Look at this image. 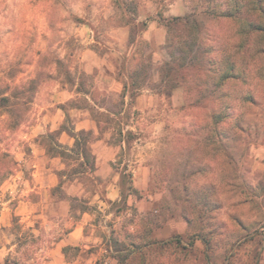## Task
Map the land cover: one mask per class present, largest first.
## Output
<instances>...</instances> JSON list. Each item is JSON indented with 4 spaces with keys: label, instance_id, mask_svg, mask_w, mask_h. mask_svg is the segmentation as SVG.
Wrapping results in <instances>:
<instances>
[{
    "label": "rangeland",
    "instance_id": "374dc122",
    "mask_svg": "<svg viewBox=\"0 0 264 264\" xmlns=\"http://www.w3.org/2000/svg\"><path fill=\"white\" fill-rule=\"evenodd\" d=\"M184 1L189 14L180 22L169 20L167 60L156 64L141 35L148 22L164 19L168 5L176 0H0V64L10 57L14 61L7 76L10 81L25 72L31 77L15 85L0 77V264L59 261L60 256L53 252L58 238L46 228L45 220L32 216L26 220L21 204L37 203L41 198L30 187L35 164L45 163L46 156L62 158L66 165L59 173L62 183L81 188L82 166H71L78 159L79 147L72 153L64 151L67 147L57 138V132L65 129L63 123L56 132L47 129L52 128L57 112L64 113L65 121L69 119L66 106L112 125L115 119L109 114L94 113L86 102L76 99L87 95L85 83L95 90L97 77L109 73L111 62L120 69L119 78L127 90L136 94L150 88L156 93L151 112L135 111L133 102L119 116L125 126L136 127V132L130 128V139L128 132L121 133L122 128L116 134L126 139L127 147L148 135L172 145L177 160L174 178L160 188L164 195L156 203L162 225L181 218L188 225L185 233L177 235L181 237L180 252L190 258V264H261L264 260V234L250 226L257 221L248 219L264 215V124L259 116L264 89L257 86L264 80V60L260 59L264 58V35L255 33L251 43L244 44L239 33L243 24L237 26V19L212 17L213 5L206 0ZM222 1L234 9V0ZM122 29L129 32L128 47L130 43L137 46L133 54L137 65L132 61L126 65L123 56L114 57L113 43L118 42ZM57 49L71 50L78 57L75 78L65 71L64 61L55 58ZM245 57L256 63L246 66L242 63ZM49 59L53 60L52 71L42 80L45 74L33 66L49 67ZM38 84L58 85L61 102L31 117L33 124L22 129L25 113L21 100L34 94ZM104 100L99 107L113 112L123 107L122 98L111 95ZM25 102L31 103L32 97ZM37 126L45 131H36ZM6 141L15 147L5 151ZM87 157L92 167L90 153ZM81 192L72 200L75 218L83 211L91 213ZM58 193L60 189L54 195ZM49 215L46 220L57 223ZM47 237L54 239L45 244ZM118 243L112 241L113 250ZM26 247L34 249L31 255L20 252Z\"/></svg>",
    "mask_w": 264,
    "mask_h": 264
},
{
    "label": "clouds",
    "instance_id": "9594fccd",
    "mask_svg": "<svg viewBox=\"0 0 264 264\" xmlns=\"http://www.w3.org/2000/svg\"><path fill=\"white\" fill-rule=\"evenodd\" d=\"M168 7L172 10L165 12L166 16L176 17L180 15L175 10V5H168ZM262 12L264 9L258 8L254 0H248V4L236 13L237 26L242 21L251 24L253 19L257 17L264 21ZM261 34L264 35V32ZM57 52L58 56L55 58L64 61L65 71L72 72L75 78L76 65L79 63L78 57L71 50L57 49ZM260 59L264 60V58ZM47 63L49 67L33 66L37 72L45 74L41 77L42 80H46V74L52 71L53 60L49 59ZM242 63L251 66L256 61L245 57ZM10 66L15 67L11 57L0 64V77L4 78V83L15 85L31 79L28 72H25L23 77H17L15 81L8 80ZM228 74L227 71L224 72L225 76ZM232 74L235 73L232 72ZM60 79H63V75L60 76ZM257 86L264 89V80L259 81ZM57 87L58 85L38 84L34 94L28 93L22 98L21 110L25 113V120L21 125L22 129L33 124L31 117H37L39 112H47L54 108L56 103L61 102L62 94L57 92ZM83 91H86L87 95L84 97L77 95V101L86 102L89 110L94 113L103 112V107H99V105L106 103L105 94L92 89L88 83H85ZM29 96L32 97V102L26 103L25 101L28 100ZM261 108L259 116L261 123L264 124V104L261 105ZM66 112L69 119L65 121L64 113L57 112L52 128L47 129V131L56 132L60 124L63 123L65 129L57 132V138L62 144H68L69 147L64 151L71 153L73 141L68 139L69 134H72L76 142L81 140V135L87 136V128L78 120V117L86 115V113H77L73 106H66ZM48 119H50V115L45 120L39 121V124L43 125ZM81 128H85L83 134L80 132ZM119 128H123L125 133L130 130L129 126H125L122 121L113 120L105 134V139L112 137L116 144L112 149L113 168L110 175L98 177L89 164L84 163L85 156L96 145L90 142L82 143L77 149L78 159L71 166H82L81 175L78 178L82 192L79 194L87 198L91 212L90 219L96 220L97 223L90 228V234L87 237H77L76 241L69 240L70 244L78 245L79 251H76L75 246L68 248L65 255L60 258V264H95L97 260L100 261V264H190V258L180 252L181 237L177 236L175 239H170L164 235L166 228L162 226L159 205L156 203L160 196L164 195L160 188L172 182L174 178L177 160L172 153V145L163 142L156 135H148L145 139L125 147L116 134V130ZM141 130L143 131V129ZM36 131L44 132L45 129L37 126ZM131 131L136 132V127L131 126ZM97 135L99 133L95 131L93 126L92 139L94 140ZM6 144L5 151L9 150L10 147H15L14 143L6 141ZM53 147L55 146L53 145ZM125 165H127V169H125ZM150 190L152 191L151 196H149ZM62 195V192L57 194L58 198ZM139 196H143L144 199L140 200ZM91 205H96V209L93 210ZM248 219L257 221L250 226L253 230L260 229V233L264 234V215L255 214ZM36 234L39 235V233ZM61 234L58 232L56 238ZM51 239L54 238L47 237L45 244ZM113 240L119 242L117 250H113ZM13 247L15 246L13 245ZM38 247L40 246L38 245ZM87 248L93 250L92 254L86 251ZM33 251L34 249L31 247L20 250L21 253L28 255H31ZM40 251L44 253V248L40 247ZM28 264H31L30 260ZM261 264H264V260L261 261Z\"/></svg>",
    "mask_w": 264,
    "mask_h": 264
},
{
    "label": "crops",
    "instance_id": "0c3cea01",
    "mask_svg": "<svg viewBox=\"0 0 264 264\" xmlns=\"http://www.w3.org/2000/svg\"><path fill=\"white\" fill-rule=\"evenodd\" d=\"M171 5H175V10L178 11L180 15L173 17L171 15L166 16L164 13V19L158 17V19L148 22L146 29L141 35L142 41L150 47L149 53L152 56V61L156 64H161L163 63V60H167L165 49L168 37L167 23L173 18H185L189 14L188 7L186 6L184 0H176V2ZM171 10L172 9H169L168 7L166 12H170ZM128 33L129 32L126 29L118 30L120 37L117 38L118 42H116V44L113 43L115 47L111 45L113 47L112 50H116L114 54L116 59H121V56H123V59L126 61V65H128L129 61H132V64L135 63V65H137V61H133V54L136 53L137 46L134 43H130L128 47ZM108 68L109 73L97 77L95 90L98 88L97 92L104 93V97L113 95L116 98H122L123 107L121 110L116 112L103 107V113L109 114L111 118L120 122L121 120L119 116H124L133 102H136V106L134 107L135 111L151 112L150 103L154 101L156 93H154L150 88L143 89L136 94L131 92L129 89L127 90L126 85H124L119 78L120 69H118L116 63L114 64V62H111L110 65H108ZM78 120L87 128V135L89 136L87 143L90 142L91 144L96 145L95 148H92L89 151L92 161V171L95 172L98 177L110 175L113 168L111 160L112 149L116 146V144L113 142L112 137L105 139V134L111 125L106 126L107 124L92 118L89 115V112L86 113V115H83L82 119ZM103 124L106 127H104ZM93 126L95 127V131L99 133L94 140L92 139ZM129 128L131 127L129 126ZM80 132H85V128H81ZM121 133H123L124 136L126 134L123 131V128ZM68 139L73 141L71 148L72 153L73 149L76 148V141L71 134H69ZM120 142L127 147V141L125 138L120 139ZM59 143L62 146H66L67 148L69 147L67 143L62 144L60 140ZM42 155H45V153H42ZM39 157L41 156L36 157L38 161H40ZM44 160L45 163L42 162L40 165L38 163L35 164V170L33 172V185L30 187L31 191H38L41 198L37 203L22 202L21 212L24 217H26V220H28L31 216L38 219V221L40 219L45 220L44 224L46 225V228L49 231H52L54 235L58 232L62 233L58 236V243H56V247L53 251L61 258L65 255V249L75 246L76 250L79 251L78 245L70 244L69 240L76 241L77 237H87V235L90 234V228L95 226L96 223L95 220L90 219L91 213L87 211L80 212L78 218H75L72 215V200L77 197L78 191H82V188H78L74 183H62L59 173L66 167L63 159L57 157L50 158L46 156ZM87 161L88 157L85 156L84 163H87ZM124 167L127 169V165ZM128 174L131 175V173ZM58 189H60V193H63V196H60L59 198L54 195ZM138 198L140 200L144 199V197ZM84 199H86V197ZM109 203L111 202L109 201ZM83 204L87 206L88 202L86 201V203L84 202ZM91 206L95 207L96 205ZM49 214H51L57 223L50 222L48 219L46 220V218H49ZM162 226L166 228L164 235L168 236L170 239H174L177 235L185 233L188 228L186 221L182 218L178 220L170 219ZM37 232L40 233L39 230ZM90 249L91 248H87L86 251L89 254H92ZM56 264H60V259L56 262Z\"/></svg>",
    "mask_w": 264,
    "mask_h": 264
},
{
    "label": "trees",
    "instance_id": "16d2710c",
    "mask_svg": "<svg viewBox=\"0 0 264 264\" xmlns=\"http://www.w3.org/2000/svg\"><path fill=\"white\" fill-rule=\"evenodd\" d=\"M226 1V0H225ZM222 0H206V3H208V5L212 4V9L210 10V14H212V17L214 18H224V19H237L236 17V13L241 9L244 8V0H234V9L230 10L229 8V4L226 5V2H224ZM255 4L258 8H262L264 9V0H255ZM227 6V7H226ZM262 16H264V12L261 13ZM182 18H173L172 21L173 22H180ZM243 24V26H241L242 28L239 30V33L241 36H243L244 39V44L247 43L250 44L251 43V38L253 37V35L255 33H259L261 34L262 32H264V21H261L258 18H254L252 23H248L247 21H242L241 22ZM246 24V25H245ZM168 25V23H167ZM248 27V28H246ZM238 33V32H237ZM169 44V42L167 43ZM168 48H170V46L168 45ZM182 64L179 65V68H182ZM229 77V76H228ZM232 76H230L231 78ZM235 77V76H233ZM84 132H81V134H83ZM128 136L130 139L131 136V132H128ZM82 143H87V138H83L81 137V140L79 142H76V146L80 147V145ZM87 156V155H86Z\"/></svg>",
    "mask_w": 264,
    "mask_h": 264
}]
</instances>
